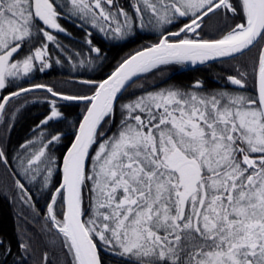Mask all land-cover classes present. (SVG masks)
Returning a JSON list of instances; mask_svg holds the SVG:
<instances>
[{
  "label": "snow or ice",
  "instance_id": "1",
  "mask_svg": "<svg viewBox=\"0 0 264 264\" xmlns=\"http://www.w3.org/2000/svg\"><path fill=\"white\" fill-rule=\"evenodd\" d=\"M65 19L85 33L80 67L105 59L95 33L114 47L145 30L157 39L106 77L81 80L83 93L25 87L84 56L61 40ZM209 61L239 66L216 88L145 83L165 66ZM37 89L82 105L72 122L50 99L12 156L0 135V166L21 202L35 207L24 180L47 192L40 264H264V0H0L3 133L19 111L9 102ZM18 247L14 264H27L31 241ZM0 250L2 261L12 254L2 238Z\"/></svg>",
  "mask_w": 264,
  "mask_h": 264
},
{
  "label": "trees",
  "instance_id": "2",
  "mask_svg": "<svg viewBox=\"0 0 264 264\" xmlns=\"http://www.w3.org/2000/svg\"><path fill=\"white\" fill-rule=\"evenodd\" d=\"M61 23L71 33L70 37L60 36L63 43L71 50H77L80 52V50L84 51L87 49L86 47L83 48V38L85 33L81 28L75 26V21L65 19L62 20ZM92 38L94 43L102 48V51L105 53V59L101 60V63L97 65L98 69L94 72H91L89 77L84 75L74 76L73 74H70L71 72L69 73L67 70L68 67L63 63V66L60 67V69H58L59 67H52L51 70L46 73L43 72L42 74L37 72L35 77L32 79L33 81L31 83H25V87L31 86V84L39 83L49 85L55 91H57V85L61 81L63 82L67 79H69V81H75V78L97 80L102 79L114 70L115 66L122 57L134 52L141 46L154 43L153 41H148L142 35H138L132 40L123 43L121 46L114 47L112 43L106 41L98 33H95ZM55 53L58 54L60 58L65 56L60 50L55 51ZM217 65L218 64H213L206 67H197L193 68L192 70H187L186 72L176 74L171 81L184 85L193 81L197 77H217L219 75L217 72H212L209 74L206 72V70L211 71L218 69ZM64 66L66 68H64ZM173 66L174 65H169L165 67L168 70ZM164 75L162 77H157L162 79L164 78ZM151 82L152 81L147 83ZM50 99L55 98L51 97L49 93L41 89L12 99L9 102V105L7 106L8 108L12 110L19 109V111L16 113V116L11 121L12 125L10 127L8 137H5L6 150L9 153V156H12L14 151L17 150L19 146L25 141L33 139V129L47 114L49 110L48 101ZM57 104L61 111L64 112L67 119L72 122L77 119L82 110V105L78 103L57 100ZM66 130L69 129L66 128ZM69 143L70 138L65 139L64 143L59 146V150H57L55 154L58 157L62 156ZM6 171L11 177L10 185L12 186V190L17 192L18 195L19 190L14 187L15 177L10 171ZM59 182L60 176L54 175L53 183L57 184ZM31 192L34 198L32 203L35 205V207L30 208L28 205L25 206L20 204V206H18L19 209H17L14 208V204L10 198L5 195L0 184V238L4 239L5 242L10 244L12 248V254L6 257V261L0 260V264H14V262H18L21 258V250L19 249L18 245L19 243L24 242L26 239L31 241L32 247L35 250L34 253L27 259V264H40V257L47 250V241L49 236L41 233V228L45 223V205L48 202L47 192L41 193L40 191L32 188ZM0 252H2V250H0ZM51 259L52 253H50V260Z\"/></svg>",
  "mask_w": 264,
  "mask_h": 264
},
{
  "label": "rangeland",
  "instance_id": "3",
  "mask_svg": "<svg viewBox=\"0 0 264 264\" xmlns=\"http://www.w3.org/2000/svg\"><path fill=\"white\" fill-rule=\"evenodd\" d=\"M71 23V22H70ZM76 23V22H75ZM75 26H77V24H75ZM78 27V26H77ZM78 28H80V27H78ZM143 32H146V33H153V32H149V31H147V30H145V31H143ZM143 32H141V33H143ZM99 34V33H98ZM101 37H103V35L102 34H99ZM60 36H64L63 34H60ZM104 38V37H103ZM105 39V38H104ZM106 40V39H105ZM106 41H108V40H106ZM109 42V41H108ZM84 47H86L87 48V45L86 44H84V46H83V48ZM71 50V49H70ZM52 51H53V55H54V57H58V58H60L59 56H58V54H56L55 53V51H59V49H55V48H53L52 49ZM73 53H75V52H79V51H77V50H71ZM80 52H83L84 53V56L83 57H81V56H77L76 57V60L74 61V63H76L77 64V67L76 68H73L72 67V65L71 64H69L67 61H65L64 62V64L68 67L67 68V70L69 71V73L70 74H73L74 76H80V75H84V76H86V77H89L91 74V72H94V71H96L98 68H97V65H99L100 63H101V60L100 61H96L95 62V64L93 65V66H91V67H80L79 66V61L82 59V58H87V56H88V53H87V49H85L84 51L82 50H80ZM59 53V52H58ZM61 53H63V52H61ZM55 54H56V56H55ZM64 55H66L65 53H63ZM95 54L93 53L92 54V56H94ZM236 62H234V65H228V64H218L217 65V67L219 68V69H223V70H231L232 71V73L235 75L236 73H235V71H234V66H239V65H236L235 64ZM63 66V64L62 65H56V64H53V67H59L58 69H60V67H62ZM64 68H66L65 66H64ZM51 70V68L50 69H46L45 71H44V73H46V72H48V71H50ZM37 73V72H36ZM36 73H34L33 74V77H32V79L35 77V74ZM41 73V72H40ZM42 74H43V72H42ZM30 80L28 83H31L33 80ZM75 79H77V78H75ZM74 79V80H75ZM79 80H84V79H81V78H78ZM24 85H25V83H24ZM87 87L88 86H85V85H83V84H81V83H79V82H75V81H69V79H67V80H65V81H61L58 85H57V92H61V93H64V94H80V93H83V92H85V91H87ZM16 110V109H15ZM11 125H12V123H10V125H9V128H8V131H7V133L5 134V133H3V131H2V129H0V135H4V139H5V137H8V133H9V131H10V127H11ZM34 138V137H33ZM19 149V148H18ZM17 149V150H18ZM5 173V174H4ZM11 177H10V175H9V173H7V171H6V169L3 167V166H0V184H1V186H2V189H3V192L5 193V195H7V197H9L10 198V200L12 201V203L14 204V208H17V209H19L18 208V206H20V204H22V205H25L26 206V204H24L23 202H21V200L19 199V196L17 195V192H15V191H13L12 190V186L10 185L11 184ZM24 182L26 183V185H28L30 188H32V189H36L37 191H40L39 190V186L38 185H36V186H33L30 182H28L27 180H24ZM11 186V187H10ZM41 193H44V192H46V191H44V192H42V191H40ZM17 206V207H16ZM19 211V210H18Z\"/></svg>",
  "mask_w": 264,
  "mask_h": 264
},
{
  "label": "flooded vegetation",
  "instance_id": "4",
  "mask_svg": "<svg viewBox=\"0 0 264 264\" xmlns=\"http://www.w3.org/2000/svg\"><path fill=\"white\" fill-rule=\"evenodd\" d=\"M209 30L206 28L205 29V33L206 35L208 34ZM143 37H145L148 41H155L157 39V36L155 33H146V32H143L141 33ZM236 65H238V63H235ZM193 68H191L190 65H174L172 68L170 69H166L165 71V75H164V78L160 79L158 77H156L151 83L152 84H155V86L157 87H161V86H164V81L167 82V84L169 85H177V86H187L189 85L190 83H192L193 81L197 80V79H200L204 82V84L209 87V88H216L218 86H222L225 84V77L227 74L232 73L231 70H223V69H215V70H211V71H207L206 69V72L209 74V73H212V72H217L219 73V75L217 77H209L207 76L206 78H200V77H197L196 79H194L193 81L187 83V84H178L176 82H173L171 81L176 74H179V73H182V72H186L187 70H192ZM234 75V74H233ZM161 77V76H159ZM147 83V82H145ZM229 87H232L229 85ZM44 215V214H42ZM45 216V215H44Z\"/></svg>",
  "mask_w": 264,
  "mask_h": 264
},
{
  "label": "water",
  "instance_id": "5",
  "mask_svg": "<svg viewBox=\"0 0 264 264\" xmlns=\"http://www.w3.org/2000/svg\"><path fill=\"white\" fill-rule=\"evenodd\" d=\"M216 63H219V61H209V62H207L206 65H196V66H192L191 65V68L204 67V66H208V65H212V64H216ZM37 90H40V89H37ZM37 90H35V91H37ZM24 94H27V93H23L22 95H24ZM0 95H2V93H0ZM14 98H17V97H14ZM56 99L59 100L58 98H56ZM60 101H62V100H60ZM64 102H67V101H64ZM70 103H78V104H80V102H76V101H71Z\"/></svg>",
  "mask_w": 264,
  "mask_h": 264
}]
</instances>
